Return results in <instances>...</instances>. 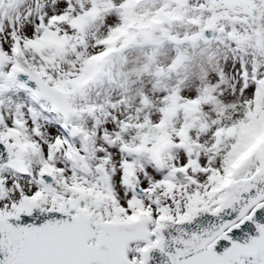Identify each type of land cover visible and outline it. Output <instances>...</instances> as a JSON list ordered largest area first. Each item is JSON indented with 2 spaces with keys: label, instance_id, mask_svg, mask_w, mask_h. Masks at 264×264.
Listing matches in <instances>:
<instances>
[{
  "label": "snow or ice",
  "instance_id": "1",
  "mask_svg": "<svg viewBox=\"0 0 264 264\" xmlns=\"http://www.w3.org/2000/svg\"><path fill=\"white\" fill-rule=\"evenodd\" d=\"M0 264H264V0H0Z\"/></svg>",
  "mask_w": 264,
  "mask_h": 264
}]
</instances>
